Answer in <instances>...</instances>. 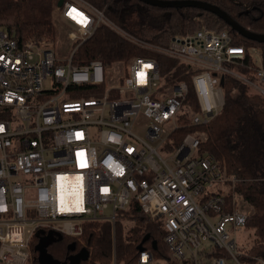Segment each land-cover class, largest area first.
Listing matches in <instances>:
<instances>
[{
	"label": "built area",
	"instance_id": "obj_1",
	"mask_svg": "<svg viewBox=\"0 0 264 264\" xmlns=\"http://www.w3.org/2000/svg\"><path fill=\"white\" fill-rule=\"evenodd\" d=\"M59 10L74 27L68 50L47 37L19 41L0 27V264H27L39 232L77 237L86 221L114 226L132 201L161 222L170 258L143 248L136 264H264L260 256L241 258L249 247L236 233L250 212L240 207L236 178L199 152L207 133L195 129L167 146L174 129L206 124L221 111L225 75L264 95L260 49L205 27L159 44L87 0H62ZM102 24L148 54L73 63ZM157 54L192 69V104L189 84L170 79L175 67L162 74Z\"/></svg>",
	"mask_w": 264,
	"mask_h": 264
},
{
	"label": "trees",
	"instance_id": "obj_2",
	"mask_svg": "<svg viewBox=\"0 0 264 264\" xmlns=\"http://www.w3.org/2000/svg\"><path fill=\"white\" fill-rule=\"evenodd\" d=\"M57 1L0 0V27L19 41L47 37L53 40V44L57 37L55 17L60 11ZM87 1L102 9L113 22L129 32L159 44H167L175 34L194 32L202 27L217 31L225 29L233 43L246 48L258 47L264 61V42L240 35L223 19L205 9L161 7L142 0ZM204 1L218 5L245 28L264 33V0ZM144 54L148 53L102 24L78 46L73 63H86L97 58L110 65ZM156 58L162 74L166 75L170 68L175 67L170 79L185 80L189 84L192 69L160 54ZM234 68L246 76L252 75V69L245 65L236 64ZM223 93L224 105L214 118L203 125H184L174 129L167 146H178L185 134L195 129L207 133V139L198 148L199 152L211 154L221 170L236 178L234 190L250 209L244 228L251 230L255 238L247 249L248 257L241 258H264V95L230 75L224 76ZM192 100L193 92L189 84L186 104H192ZM184 119L181 118V121ZM125 222L131 224L127 226ZM163 236L161 222L151 220L138 203L132 201L126 209L117 211L114 226L108 221H86L82 234L77 237L39 232L30 242L31 257L27 264H44L36 248L40 241L46 243V252L60 262L81 248L87 249L88 257L78 264H136L140 248L150 250L154 258L169 260ZM170 262L189 264L177 259Z\"/></svg>",
	"mask_w": 264,
	"mask_h": 264
},
{
	"label": "water",
	"instance_id": "obj_3",
	"mask_svg": "<svg viewBox=\"0 0 264 264\" xmlns=\"http://www.w3.org/2000/svg\"><path fill=\"white\" fill-rule=\"evenodd\" d=\"M146 3L161 7H183L192 6L205 9L216 14L218 17L223 19L233 30L238 32L240 35L252 39L258 42H264V33H257L249 30L232 18L225 10L221 9L218 5L213 4L204 0H142ZM62 0L57 1V6H61ZM46 243L40 241L36 248L39 249V259L44 264H78L81 259L88 257V251L86 248H81L78 252L70 254L67 260L62 262L52 258L45 250ZM142 248H140L141 250Z\"/></svg>",
	"mask_w": 264,
	"mask_h": 264
},
{
	"label": "rangeland",
	"instance_id": "obj_4",
	"mask_svg": "<svg viewBox=\"0 0 264 264\" xmlns=\"http://www.w3.org/2000/svg\"><path fill=\"white\" fill-rule=\"evenodd\" d=\"M55 24L57 26V37L54 40L53 46L57 47L61 51L62 49L68 50L72 43V40L69 38V34L73 31L74 27L60 16L55 17ZM50 42H53V40ZM256 58L258 57L256 56ZM240 207L250 212V209L246 207L245 204L240 203ZM125 223L127 226L131 224V222ZM254 238V234L251 230L241 229L236 233V241L243 248L249 247L253 243Z\"/></svg>",
	"mask_w": 264,
	"mask_h": 264
}]
</instances>
